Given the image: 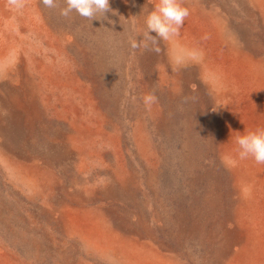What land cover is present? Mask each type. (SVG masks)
<instances>
[{"label":"rangeland","instance_id":"rangeland-1","mask_svg":"<svg viewBox=\"0 0 264 264\" xmlns=\"http://www.w3.org/2000/svg\"><path fill=\"white\" fill-rule=\"evenodd\" d=\"M109 3L0 0V264H264V0H184L159 52L158 0Z\"/></svg>","mask_w":264,"mask_h":264},{"label":"clouds","instance_id":"clouds-1","mask_svg":"<svg viewBox=\"0 0 264 264\" xmlns=\"http://www.w3.org/2000/svg\"><path fill=\"white\" fill-rule=\"evenodd\" d=\"M9 3L18 9L25 6V0H9ZM47 8H56L57 0H42ZM66 6L60 9V15L68 17L75 11L81 17L94 20L99 14L105 16L110 8L109 0H65ZM189 9L184 6V0H158L153 10L145 18L146 31L144 32L143 46L147 48L149 43L152 50L159 52L157 46L159 40H169L179 34L185 19L189 16ZM151 33H155L152 35ZM136 41L131 42L132 48H137ZM195 58V53H190ZM183 57H176V63L182 62ZM157 100L154 93H148L143 97V102L147 109ZM238 146V156L240 159L252 158L257 164H264V127L244 132L235 138Z\"/></svg>","mask_w":264,"mask_h":264}]
</instances>
